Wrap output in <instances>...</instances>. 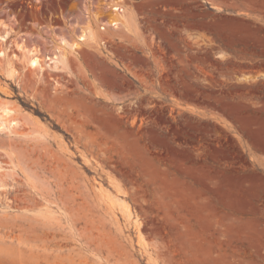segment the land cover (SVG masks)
<instances>
[{
	"label": "rangeland",
	"instance_id": "1",
	"mask_svg": "<svg viewBox=\"0 0 264 264\" xmlns=\"http://www.w3.org/2000/svg\"><path fill=\"white\" fill-rule=\"evenodd\" d=\"M0 36V264H264V0H0Z\"/></svg>",
	"mask_w": 264,
	"mask_h": 264
},
{
	"label": "bare ground",
	"instance_id": "2",
	"mask_svg": "<svg viewBox=\"0 0 264 264\" xmlns=\"http://www.w3.org/2000/svg\"><path fill=\"white\" fill-rule=\"evenodd\" d=\"M114 16V15H113ZM114 19V18H113ZM1 37V36H0ZM73 43H76V41H73ZM2 54V50H0V55ZM39 61V57L35 55V53H30L29 58H28V63L35 65L37 64ZM14 72V69L12 68V66L10 65V63L7 64V73L9 76H11ZM3 103V104H1ZM0 103V111L3 117L0 118V126L3 127L4 125L7 126H12L13 124L16 123V117L14 116L16 113H14L13 115V111L12 108L10 109L5 103L7 102H1ZM17 110V109H16ZM3 118V119H2Z\"/></svg>",
	"mask_w": 264,
	"mask_h": 264
},
{
	"label": "trees",
	"instance_id": "3",
	"mask_svg": "<svg viewBox=\"0 0 264 264\" xmlns=\"http://www.w3.org/2000/svg\"><path fill=\"white\" fill-rule=\"evenodd\" d=\"M18 100L20 101L21 105L26 108L27 110L32 111L34 114H36L38 117H40L42 120L47 121L50 123L51 127L54 129H57L59 131V126L54 123L44 112H42L37 106H33L30 104V102L25 101L22 97H18Z\"/></svg>",
	"mask_w": 264,
	"mask_h": 264
}]
</instances>
